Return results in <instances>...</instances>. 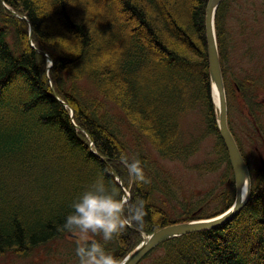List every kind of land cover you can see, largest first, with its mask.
<instances>
[{
  "label": "trees",
  "instance_id": "obj_1",
  "mask_svg": "<svg viewBox=\"0 0 264 264\" xmlns=\"http://www.w3.org/2000/svg\"><path fill=\"white\" fill-rule=\"evenodd\" d=\"M230 1L224 0L215 13L221 67L222 27ZM207 2L0 0V171L22 179L36 165L50 176L59 167L66 174L78 168L87 176L75 183L81 191L67 189L63 203L46 212L43 205L29 209L8 204L0 210V255H24L76 232L62 228L64 218L73 198L97 180L115 189L118 198L129 192L126 217L130 206L145 200L143 223L132 221L109 241L93 233V240L117 258L136 247L141 234L212 218L232 205L233 196L228 194V204L217 213L171 221L155 205L154 194L175 199V193L168 177H162L141 152L144 137L161 159L188 160L197 151V140L183 142L177 120L199 106L229 164L211 97ZM46 57L52 61L50 79ZM109 102L120 114L112 117L106 108ZM122 128L135 145L124 139ZM121 156L139 160L147 182H137ZM250 175L249 200L236 217L215 229L172 239L148 253L141 264H264V172L250 170ZM9 186L18 185L0 178V190Z\"/></svg>",
  "mask_w": 264,
  "mask_h": 264
},
{
  "label": "rangeland",
  "instance_id": "obj_2",
  "mask_svg": "<svg viewBox=\"0 0 264 264\" xmlns=\"http://www.w3.org/2000/svg\"><path fill=\"white\" fill-rule=\"evenodd\" d=\"M225 12L222 27L225 44L221 68L227 100V120L249 169L255 171L264 169V0H231ZM27 31L33 46L30 26ZM46 59L45 71L50 79L48 71L52 61L48 57ZM211 97L214 106L212 91ZM106 108L110 110L112 117L120 114L113 103L109 102ZM69 113L72 118L71 108ZM177 123L183 142L197 140V151L185 162L161 159L145 143V138L141 137L142 154L148 156L157 166L162 177H168L167 184L176 196L175 199L167 198L158 192L154 194L155 205L163 208L171 221H181L193 215L217 213L228 204V194H232L234 201L232 169L225 162L216 136L210 134L206 127L199 106L179 115ZM121 130L128 144L135 145L132 136L124 128ZM35 136H31V146L35 144ZM41 137L43 136L37 138ZM29 173V177L21 179L17 174L0 171L3 183L18 185L0 190V210L8 204L11 207L23 205L29 209L43 205L41 210L46 212L63 203L67 189L71 193L81 191L75 183L87 179L85 173L78 168L69 169L66 174L59 167L57 174L50 176L47 171L34 165ZM126 195L129 196L127 190L123 197ZM84 239L93 240V233H68L63 238L52 240L24 255L2 254L0 264H78L79 259L75 254L77 241L83 242Z\"/></svg>",
  "mask_w": 264,
  "mask_h": 264
},
{
  "label": "water",
  "instance_id": "obj_3",
  "mask_svg": "<svg viewBox=\"0 0 264 264\" xmlns=\"http://www.w3.org/2000/svg\"><path fill=\"white\" fill-rule=\"evenodd\" d=\"M223 1L208 0L205 11V35L209 79L211 88L214 87L217 91L218 133L227 151L229 164L233 173L235 187L234 202L227 210L215 217L173 223L158 229L150 235H142V241L124 257L127 260V264H139L149 252L172 239L200 231L212 230L229 222L240 213L249 200L251 184L249 170L227 123V101L215 32V13ZM11 13L17 15L15 12ZM261 171H264V169L261 168ZM244 188L246 190L245 195H243ZM128 198V195L124 196L125 201Z\"/></svg>",
  "mask_w": 264,
  "mask_h": 264
},
{
  "label": "clouds",
  "instance_id": "obj_4",
  "mask_svg": "<svg viewBox=\"0 0 264 264\" xmlns=\"http://www.w3.org/2000/svg\"><path fill=\"white\" fill-rule=\"evenodd\" d=\"M121 160L137 182H147L139 160L129 161L125 156H121ZM125 205L126 201L118 198L115 189H109L103 181L97 180L73 198L71 211L64 218L62 228L69 232L78 230L81 234H102L103 240L109 241L132 221L143 223L145 200L138 199L130 206L127 217L124 215ZM76 255L79 264H127L126 258L115 257L95 240H78Z\"/></svg>",
  "mask_w": 264,
  "mask_h": 264
},
{
  "label": "bare ground",
  "instance_id": "obj_5",
  "mask_svg": "<svg viewBox=\"0 0 264 264\" xmlns=\"http://www.w3.org/2000/svg\"><path fill=\"white\" fill-rule=\"evenodd\" d=\"M212 95H213V99H214L215 104H217V91L215 90L214 87H212ZM245 192H246V190L244 188L243 195H245Z\"/></svg>",
  "mask_w": 264,
  "mask_h": 264
},
{
  "label": "flooded vegetation",
  "instance_id": "obj_6",
  "mask_svg": "<svg viewBox=\"0 0 264 264\" xmlns=\"http://www.w3.org/2000/svg\"><path fill=\"white\" fill-rule=\"evenodd\" d=\"M263 147H264V143H263Z\"/></svg>",
  "mask_w": 264,
  "mask_h": 264
}]
</instances>
